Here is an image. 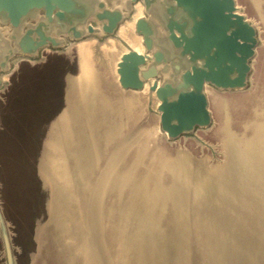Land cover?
<instances>
[{
	"label": "water",
	"instance_id": "obj_1",
	"mask_svg": "<svg viewBox=\"0 0 264 264\" xmlns=\"http://www.w3.org/2000/svg\"><path fill=\"white\" fill-rule=\"evenodd\" d=\"M260 44L259 27L237 0H0V105L4 103L5 124L0 131V151H8L4 141L13 95L28 94L32 84L39 86L36 98L50 101L55 111L42 124L35 177L48 194L45 213L50 220H63L65 208L66 213L69 208L72 217L78 218V209H84L79 203L86 205L85 223L94 240L87 243L89 253L83 249L85 263L114 264L110 261L125 258L186 264L194 260L192 250L187 255L183 250V236L188 242L191 234L193 241L195 228L205 234L209 247L205 259L211 257L220 264H264L263 235L258 234L264 233V178L262 181L250 172L243 175L246 169L241 166L235 172L227 159L211 169L202 163H193L191 169L198 170L197 188L203 196H209V187L214 186L220 194L219 184H229V209L232 205L247 218L233 234L253 228L249 214L258 218V237L246 246L261 250L257 259H249L242 249L243 262L239 263V258L223 261L222 218L229 209H222L221 195L213 194L216 198H210L212 203L206 197L213 215L207 206H197L199 214L187 216L183 201H178L177 211L167 208L173 214L161 216L174 221L160 224L152 210L160 211L158 200L169 199L173 190L154 181L149 194L136 187L139 194L134 201L142 208L135 210L142 215L133 225L130 219L125 221L130 214L123 217L124 211H130V192L136 181L154 177L146 168L153 161L147 158V153H153L147 150V138L153 136L148 122L155 121L159 140L168 145L191 141L215 154L201 137L215 124L209 91L226 95L249 91ZM69 62L75 63L74 74L66 72ZM83 72L89 76L81 77ZM20 73L26 76L21 89L13 87L12 81ZM130 155L136 162L132 168ZM160 159H164L158 163L163 172L175 173L174 167L179 165L187 168L188 159L181 154L173 161ZM164 176L166 180L170 175ZM248 181L254 188L247 187ZM182 188L178 189L180 194ZM192 188L194 192L196 187ZM51 202L55 216L49 209ZM111 206L112 211L108 210ZM101 229L109 243L104 249L98 242ZM210 232L216 236L211 245ZM172 234L177 243L175 251ZM38 236L36 230L35 243ZM65 241L73 248L72 240ZM165 242L168 246L163 245ZM0 244L3 264H17L1 198Z\"/></svg>",
	"mask_w": 264,
	"mask_h": 264
},
{
	"label": "rangeland",
	"instance_id": "obj_2",
	"mask_svg": "<svg viewBox=\"0 0 264 264\" xmlns=\"http://www.w3.org/2000/svg\"><path fill=\"white\" fill-rule=\"evenodd\" d=\"M237 3L242 7L243 12L257 24L260 30L261 44L257 50V57L253 66L254 71L252 74L251 88L245 93L232 95L218 94L214 91H209L210 107L215 119V124L210 131L202 134L201 137L212 146L215 154L217 153L216 156H214L215 154L212 155L213 152L210 153L206 149H200V147L196 146L195 143L191 141L168 145L162 140H159L158 134L156 133L155 121L148 122L150 124L148 127L149 129H152L153 136H151V138H147V145H149V147H147V150L153 153H147V158L152 157L153 161L151 163V166L146 164V168L148 169L151 167L149 170L152 173L151 175H153L154 177L146 176L145 180H143L141 177L136 181L138 182L140 180V182H138L135 186H133V188H131L130 200L132 201V205L129 207L130 213L128 211H124L123 217H126V215H128L129 213L131 220L130 224L132 225L137 220L136 218H139L142 215V212H138L135 210L142 208L141 206L136 205L138 201H134V199H136L139 194V192H136V187L137 189H139V191L140 189H142V191H145V194H149L154 189V181L160 184L165 183L170 187L172 186V189L170 190H173V194L171 193L172 197L168 196L169 200H158L159 202L157 203H160V205L162 206L160 207V211L157 208L152 210L151 214L157 223L161 222L160 224H164L162 222L169 223L174 221L172 218H164L161 216L171 215L174 211H177V205H179L178 201H183V211L186 212L187 216H191V213L193 212H196L195 215H198L200 209L196 208L197 206H207V208H209L208 211L211 212L212 215L214 214L212 213L213 211L210 210L213 209L211 205L209 206L208 204H206L208 201L212 203L213 200H210L209 198L207 201L206 197L199 193L200 189L197 188V177L199 176V174L198 170H196L195 168L191 169V165H193V163H202L204 166H206L205 168L211 169L214 166L216 167L224 164L227 159V161H229L230 163H232V161L234 162L231 165L234 168L235 172L236 169H238L237 165H239L246 169V173L244 171L243 175H246L249 172L253 173L255 171L254 174H258L259 178L263 181L264 0H237ZM66 61L68 63V60ZM75 70V63L69 62V64H67L66 66V72L74 74ZM16 78V80L14 78L12 79V81H14L13 87H24V79L26 78L25 74L20 73ZM27 89L29 92H27L28 94L22 95L20 93L17 95H13V102L11 106L12 116L6 122V132L8 136L4 141L8 146V151H6L5 153L0 151V198L10 224L17 264H97L93 261H86V263L85 261H83V255L85 254L83 252V249L86 248L89 253L90 247H88L89 244L87 245V243L90 240H94V234H90L87 230L86 223L88 222V219L85 218L86 205L84 204V202L79 203V206L84 207V209L82 208L81 211H79L78 209V212L81 213L80 217L73 218V210L71 211L68 208V213H66L67 208H65L66 210L63 214L64 219L60 220L58 224L56 223V220H50L48 214L45 213V203L48 201V194L41 188V183L35 177L34 163L38 158L36 156H38V143L42 135V124L46 121L49 115L54 113L55 107L53 104H51L50 101L45 98L42 100H39L40 98H36L37 95L40 94L39 86H33L32 84V87L29 86V88ZM31 95H34V97ZM3 105L4 103L2 104V106L0 105V131H2L3 127H5V124L2 120V113L4 111ZM150 148L152 149L150 150ZM259 152L262 153L259 154ZM254 153L256 155L259 154L260 157L256 156ZM179 154L188 159L187 168L184 165L182 167L179 165L177 167H174L175 170L173 171H175V173H172V171H168L169 173L165 171L163 172V170H161L160 168L161 166L158 163L160 160L163 162L164 159L159 160V158L166 157V159L173 161L175 156ZM134 159L135 157L133 155H130L131 168L136 163ZM197 159L199 160L198 162ZM236 159H238L239 161H236ZM257 160H259L260 162H257ZM188 165L190 166V168ZM253 165L255 167H253ZM260 167H262L263 169ZM234 171L233 173H235ZM164 173L170 175L166 180V176H164ZM176 173L181 174L182 177L180 175L177 176ZM255 176L256 178L258 177L257 175ZM167 185H163V187H166L165 189H167ZM242 186L243 185L241 184L240 187ZM251 186L252 185L249 182V185L247 187ZM192 187H196V190L194 192H192ZM253 187L254 186H252L251 188ZM179 188H182L181 194L179 193ZM132 189H134V191ZM164 193H166V190ZM209 193L210 194L207 197L211 198H216L212 197L213 194L219 197L221 195L216 192L214 186H212V188L209 187ZM227 194L228 193L226 192L225 196ZM67 196L68 193L64 194V198ZM160 198L163 197L160 196ZM113 206H111V208L108 210L112 211ZM122 208L123 206H120V209ZM167 208L169 209V211H172L173 209V212L169 213ZM195 208L198 210V213L194 210ZM163 210H165V214H162ZM154 214L161 215L155 216ZM213 218L214 217H212V219ZM127 219H125V221H127ZM116 221L118 225V220L116 219ZM83 223L86 226V230L82 225ZM163 227L160 228L163 230ZM103 228L105 231L106 228L108 229L106 221H104L103 223ZM194 229V234H192V238H194L193 241H191V234L188 235V242H186L185 240L186 235L183 236L184 243H186L183 244V248H185L183 250L186 255L187 252L188 254H191L192 250L194 260L186 261V264H220L219 261H212L210 257H206L205 259V253L207 255L206 248H209L206 244L207 242L205 240V234L203 232L201 233L200 230ZM36 230H39V236L37 237V242L35 243L34 239ZM65 231H67L68 234H64ZM114 231L116 230H113L112 233ZM150 232H152V230ZM94 233H96V231ZM209 234L210 236L208 235V243L211 245L212 239L216 240V236L214 234H211V232ZM170 238L174 245L173 251H175L177 249V243H175L174 235H171ZM66 239L72 240L73 248H70V246L66 244ZM106 239V232L101 229L98 242L102 243L103 249L106 248L109 244L108 242L106 243ZM163 245L168 246L166 245V242ZM106 262L108 264L109 261ZM110 262H114V264H176V261H155L154 263V261H128L125 258L123 259V261L121 258H118V261ZM0 264H3L1 251Z\"/></svg>",
	"mask_w": 264,
	"mask_h": 264
},
{
	"label": "bare ground",
	"instance_id": "obj_3",
	"mask_svg": "<svg viewBox=\"0 0 264 264\" xmlns=\"http://www.w3.org/2000/svg\"><path fill=\"white\" fill-rule=\"evenodd\" d=\"M89 75H88V73H82V75H81V77H88ZM81 80H83V78H81ZM85 124H86V122H84ZM149 143V142H148ZM231 146V145H230ZM149 149V148H148ZM152 148H150V150H151ZM230 149V148H229ZM262 151V150H261ZM149 152V151H148ZM232 153V152H231ZM234 153V152H233ZM260 153H262V152H259V154ZM251 154V153H250ZM255 154V153H254ZM258 154V153H257ZM259 154L258 155H256V156H259ZM254 155V156H255ZM153 156V155H152ZM155 157V156H154ZM163 157V156H162ZM194 157V156H193ZM260 157V156H259ZM263 157V156H262ZM152 158V157H151ZM161 158V157H160ZM160 158H159V160H160ZM198 158V157H197ZM236 158V157H235ZM155 159V158H154ZM165 159H166V157H165ZM167 160V159H166ZM191 160H192V158H191ZM195 160V159H194ZM238 159H236V161H237ZM263 160H264V158H263ZM199 160L197 159V162H198ZM239 161V160H238ZM259 160H257V162H258ZM155 162V161H154ZM195 162V161H194ZM260 162V161H259ZM232 163H234L233 161H232ZM231 163V164H232ZM154 164V163H153ZM256 164V163H255ZM234 165V164H233ZM261 165V164H260ZM259 165V166H260ZM239 165H237V167H238ZM252 166V165H251ZM256 166H258V165H256ZM262 166V165H261ZM246 167V166H245ZM248 167V166H247ZM253 167H255L254 165H253ZM263 167V166H262ZM151 168V167H150ZM155 168V167H154ZM158 168V167H157ZM249 169V168H248ZM159 170V169H158ZM162 170V169H161ZM253 170V169H252ZM251 170V171H252ZM259 170V169H258ZM261 170V169H260ZM255 172V171H254ZM253 172V173H254ZM157 173H158V171H157ZM169 173V172H168ZM190 173V172H189ZM246 173V172H245ZM264 173V172H263ZM171 174V173H170ZM191 174V173H190ZM174 175V174H173ZM257 176H258V174H257ZM263 176V175H262ZM149 177V176H148ZM175 177V176H174ZM259 177V176H258ZM146 178V177H145ZM174 179V178H173ZM171 181V180H170ZM169 181V182H170ZM139 182H140V180H139ZM261 182V181H260ZM174 184V183H173ZM154 185V184H153ZM172 185V184H171ZM188 185H189V183H188ZM228 183H225L224 185H222V184H219V186H218V188H217V190L219 191V193L221 194V197H222V201H224L221 205L223 206L222 207V209L224 208V210H225V208H228L229 209V207H230V203H231V200L229 199V196H228V194L225 196V193L227 192V188L226 187H228ZM243 185V184H242ZM252 186H255V185H252ZM251 186V187H252ZM172 187V186H171ZM174 187V186H173ZM176 188V187H175ZM174 188V189H175ZM254 188V187H253ZM172 189V188H171ZM198 191V190H197ZM264 191V190H263ZM199 192H200V190H199ZM215 192V191H214ZM188 193V192H187ZM227 193H229V192H227ZM177 194V193H176ZM175 194V195H176ZM199 194V193H198ZM209 194V193H208ZM217 194V193H216ZM187 195V194H186ZM201 195V194H200ZM174 196V195H173ZM170 197H172L171 196V194H170ZM184 197H186V196H184ZM205 197H207V196H205ZM217 197H219V196H217ZM238 197H241V196H239V195H237V198ZM188 198V197H187ZM209 198H211V197H209ZM221 199V198H220ZM241 199H243V198H241ZM169 200V199H168ZM172 200V199H171ZM189 201V200H188ZM163 204H164V202H163ZM116 206V205H115ZM49 209H50V211H51V214L53 213V216H55L54 215V211H55V205H54V203H52L51 202V204H49ZM231 209V210H230ZM229 210L231 211H225L224 212V214H223V218H222V225L224 226V228H222V229H224V232H223V235H224V237H222V239H223V246H222V248H223V250H220V252H223V261H234V259H237V258H239V261H240V259H243V261H244V256H243V254H242V249H244V253H245V255L249 258V259H252V260H254L255 258L257 259V257H259V256H261V254H260V252H261V250L260 249H256L255 248V251H252V250H250L249 248L247 249L246 248V246L247 245H249V244H251V243H253L255 240H256V237H258L257 236V230H256V225H257V222H258V218H255V217H253L251 214H249V216H250V218H249V223H250V226L251 227H253L252 229L251 228H247L246 229V231L242 228V226H241V231L239 232V230H238V232L237 233H235V234H233L232 233V231L234 230V228L235 227H238V225H242V223L244 222V221H247V218L245 217V216H243V215H241V213H238L234 208H233V206L231 205V208H230ZM112 210V209H111ZM178 210V209H177ZM187 210H188V208H187ZM188 212V211H187ZM130 213V212H129ZM128 213V214H129ZM158 213V212H157ZM186 213V212H185ZM134 214V213H133ZM133 214H132V216H133ZM196 214V213H195ZM127 216V215H126ZM156 216V215H155ZM127 219V218H126ZM130 219V218H129ZM157 219V218H156ZM136 220V219H135ZM131 221V220H130ZM256 221V222H255ZM262 221V220H261ZM263 223V222H262ZM58 224V223H57ZM140 226V225H139ZM216 230H218V229H216ZM220 230H221V228H220ZM256 230V231H255ZM218 234H219V231H218ZM259 234V236L261 237L262 235V237L260 238V240L261 241H263V245H264V233L263 234H261V233H258ZM173 235V234H172ZM45 237V236H44ZM101 240V239H100ZM217 249V255H218V258H220V255H219V247H217L216 248ZM188 253V252H187ZM234 257V258H233ZM211 258V257H210ZM142 262V261H141ZM146 262V261H145ZM157 262H159V261H157ZM218 262V261H217ZM242 262V261H241ZM240 262V263H241ZM80 263H82V262H80ZM154 263H155V261H154ZM161 263V262H160ZM174 263V262H173ZM150 264V263H149ZM152 264V263H151ZM156 264V263H155ZM159 264V263H158ZM188 264V263H187ZM245 264H257V261H245Z\"/></svg>",
	"mask_w": 264,
	"mask_h": 264
}]
</instances>
